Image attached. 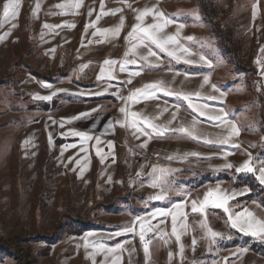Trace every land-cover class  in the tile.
I'll list each match as a JSON object with an SVG mask.
<instances>
[{
  "label": "rangeland",
  "instance_id": "obj_1",
  "mask_svg": "<svg viewBox=\"0 0 264 264\" xmlns=\"http://www.w3.org/2000/svg\"><path fill=\"white\" fill-rule=\"evenodd\" d=\"M17 1L0 0V264H264V0H113L85 49L108 17L162 62L71 53L69 72ZM169 71L137 97L156 124L126 88Z\"/></svg>",
  "mask_w": 264,
  "mask_h": 264
},
{
  "label": "crops",
  "instance_id": "obj_2",
  "mask_svg": "<svg viewBox=\"0 0 264 264\" xmlns=\"http://www.w3.org/2000/svg\"><path fill=\"white\" fill-rule=\"evenodd\" d=\"M20 1H22L20 3ZM35 4L41 11V15L44 21V26L49 29L54 35H58V46L66 47L61 54L58 51V57L63 63L68 66V72L70 68L76 67L77 64L71 65L70 56L71 53L75 54L76 63L78 59L88 58L91 56L98 57L103 51L107 56L117 55L119 52H131L133 54L144 56L146 60L153 64L162 62V58L156 55L143 41L129 36L125 39V32L127 30V24L125 21L115 20L113 23L108 17H105L104 21L98 25L101 30H106L105 40L101 47H90L85 49L87 43L81 42L88 34L86 33L88 28H96V19L98 12L107 13L115 10L116 3L113 0H34ZM17 9L24 8L23 0L17 1ZM91 32L90 35H93ZM86 44V45H85ZM70 47H74L71 52ZM103 49V50H101ZM85 62V61H84ZM94 76L93 80L89 82L90 85L96 79L95 71L90 70ZM182 75H175L174 72H165L163 75L139 77L133 83H129L126 89H130V95H135L131 106L141 112L142 117L157 124L162 118H167L165 113L156 110L154 107L138 102L137 97L143 94L150 85H144L148 83V80L153 78V82L157 80L156 77L164 80H173ZM184 78L192 79L195 86L200 81H205V76H192ZM84 79V78H83ZM208 80V79H207ZM209 82V81H205ZM83 84V82L81 81ZM161 83L163 81L161 80ZM150 84V83H149ZM206 86V85H205ZM151 116V117H148ZM100 121L95 123V127L106 130L111 136L115 135L113 132V120L109 113H104L98 117Z\"/></svg>",
  "mask_w": 264,
  "mask_h": 264
},
{
  "label": "built area",
  "instance_id": "obj_3",
  "mask_svg": "<svg viewBox=\"0 0 264 264\" xmlns=\"http://www.w3.org/2000/svg\"><path fill=\"white\" fill-rule=\"evenodd\" d=\"M130 176H131V175H130ZM127 178H128V176H127ZM128 179H129V178H128ZM123 192L128 193V190L123 191ZM206 251H207V250H206V247H202V248H201V251L198 252V253H200V255H198V256H204L205 253H206ZM198 256H197V257H198ZM195 257H196V256H195ZM197 257H196V258H197Z\"/></svg>",
  "mask_w": 264,
  "mask_h": 264
}]
</instances>
